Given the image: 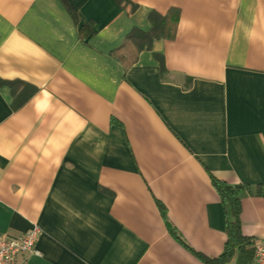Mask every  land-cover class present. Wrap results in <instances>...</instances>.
Segmentation results:
<instances>
[{
  "label": "crops",
  "instance_id": "crops-1",
  "mask_svg": "<svg viewBox=\"0 0 264 264\" xmlns=\"http://www.w3.org/2000/svg\"><path fill=\"white\" fill-rule=\"evenodd\" d=\"M0 79V235L40 227L17 264H205L170 226L222 254L213 178L264 238V0H0Z\"/></svg>",
  "mask_w": 264,
  "mask_h": 264
},
{
  "label": "trees",
  "instance_id": "trees-1",
  "mask_svg": "<svg viewBox=\"0 0 264 264\" xmlns=\"http://www.w3.org/2000/svg\"><path fill=\"white\" fill-rule=\"evenodd\" d=\"M150 17L153 27L146 36L149 42L162 36L169 38L175 36L176 25L179 17L178 11H172L168 17H164L156 13H152ZM160 60L162 68H164V59L161 58ZM21 83L22 82L19 81L14 82L0 79V84L10 86L12 93L16 98V107L19 106L17 99L19 97V87ZM34 91L35 88L33 86L24 89V92L27 94H32ZM213 184L219 192L221 200L226 208L227 215L228 239L222 254L217 257H208L191 248L189 244L183 240L175 228L170 226V230L183 245L198 255L205 264H225L227 261L234 258V256H237V260L240 264H253L256 241L243 234L241 217L243 198L246 194H252L250 185L245 183L229 184L216 178H213ZM159 205L163 215L165 216L164 206L161 203Z\"/></svg>",
  "mask_w": 264,
  "mask_h": 264
},
{
  "label": "built area",
  "instance_id": "built-area-1",
  "mask_svg": "<svg viewBox=\"0 0 264 264\" xmlns=\"http://www.w3.org/2000/svg\"><path fill=\"white\" fill-rule=\"evenodd\" d=\"M40 227L35 225L25 233L0 235V264H17L18 257L24 253H38L36 242ZM253 264H264V238L255 242Z\"/></svg>",
  "mask_w": 264,
  "mask_h": 264
}]
</instances>
